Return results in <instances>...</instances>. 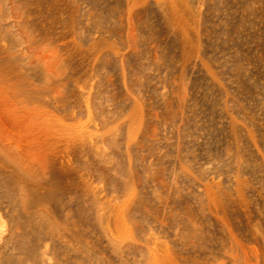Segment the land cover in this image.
I'll use <instances>...</instances> for the list:
<instances>
[{
    "label": "rangeland",
    "instance_id": "rangeland-1",
    "mask_svg": "<svg viewBox=\"0 0 264 264\" xmlns=\"http://www.w3.org/2000/svg\"><path fill=\"white\" fill-rule=\"evenodd\" d=\"M0 264H264V0H0Z\"/></svg>",
    "mask_w": 264,
    "mask_h": 264
}]
</instances>
